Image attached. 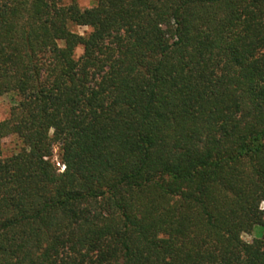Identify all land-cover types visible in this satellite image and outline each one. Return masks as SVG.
<instances>
[{
	"label": "trees",
	"instance_id": "16d2710c",
	"mask_svg": "<svg viewBox=\"0 0 264 264\" xmlns=\"http://www.w3.org/2000/svg\"><path fill=\"white\" fill-rule=\"evenodd\" d=\"M78 1L0 0V264H264V0Z\"/></svg>",
	"mask_w": 264,
	"mask_h": 264
},
{
	"label": "rangeland",
	"instance_id": "374dc122",
	"mask_svg": "<svg viewBox=\"0 0 264 264\" xmlns=\"http://www.w3.org/2000/svg\"><path fill=\"white\" fill-rule=\"evenodd\" d=\"M79 5L83 9H88L94 6L92 0H79ZM73 30L81 35L88 34L92 31L90 27H74ZM83 50L79 48L77 50V57H80ZM13 105V100L10 96L0 97V122L8 118L11 107ZM22 147V142L15 136L7 137L3 140V150L5 156H10ZM55 162L59 163L58 159V148L55 149ZM60 164V163H59ZM58 164V165H59ZM264 209V204H263ZM262 235V227H257L251 235H244V240L247 242H252L256 237Z\"/></svg>",
	"mask_w": 264,
	"mask_h": 264
}]
</instances>
